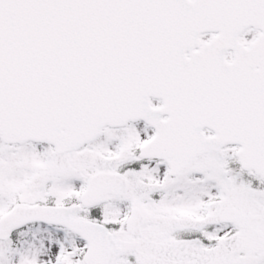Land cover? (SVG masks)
Listing matches in <instances>:
<instances>
[{
  "label": "snow or ice",
  "instance_id": "1",
  "mask_svg": "<svg viewBox=\"0 0 264 264\" xmlns=\"http://www.w3.org/2000/svg\"><path fill=\"white\" fill-rule=\"evenodd\" d=\"M0 264H264V0H0Z\"/></svg>",
  "mask_w": 264,
  "mask_h": 264
}]
</instances>
